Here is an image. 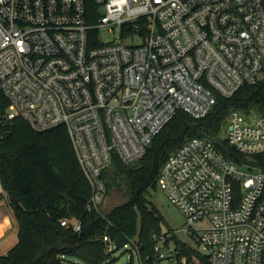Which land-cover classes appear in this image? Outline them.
<instances>
[{"label":"built area","instance_id":"built-area-1","mask_svg":"<svg viewBox=\"0 0 264 264\" xmlns=\"http://www.w3.org/2000/svg\"><path fill=\"white\" fill-rule=\"evenodd\" d=\"M262 72L264 0H0V121L64 126L91 187L88 210L101 209L113 156L138 160L177 111L203 117L217 94ZM225 138L246 157L264 155V115L230 111ZM157 182L185 217V239L153 232L141 256L135 241L104 235L110 256L97 264L119 250L136 264H264V168L241 167L194 136L167 156ZM72 259L59 264H87Z\"/></svg>","mask_w":264,"mask_h":264},{"label":"trees","instance_id":"trees-1","mask_svg":"<svg viewBox=\"0 0 264 264\" xmlns=\"http://www.w3.org/2000/svg\"><path fill=\"white\" fill-rule=\"evenodd\" d=\"M91 8L94 13L95 5ZM7 106L0 90V120ZM232 110L264 115V72L228 97L217 94L203 117L177 111L138 160L124 164L113 156L101 174L105 195L121 182L125 199L107 211L87 209L91 187L64 126L39 131L21 117L0 121V200H5L16 227V242L0 251V264H59L61 256L97 264L110 256L104 235L118 246L133 240L141 256L150 254L151 235L159 226L154 210L148 207V191L158 184L163 161L183 142L207 137L239 166L264 168V155L246 157L221 137ZM111 166L118 172L113 176L107 171ZM62 218L79 222L80 229L61 225ZM184 252L189 259L192 250L184 247Z\"/></svg>","mask_w":264,"mask_h":264},{"label":"rangeland","instance_id":"rangeland-1","mask_svg":"<svg viewBox=\"0 0 264 264\" xmlns=\"http://www.w3.org/2000/svg\"><path fill=\"white\" fill-rule=\"evenodd\" d=\"M113 34H104L102 40L109 41L113 38ZM127 44H132L131 38L126 37ZM134 42V41H133ZM227 124L223 128L221 137H225ZM110 175H114V166L107 169ZM124 189L121 182L114 184L109 192L104 195L101 202V208L105 211L124 201ZM148 207L153 209L158 221L159 232H169L174 235V238L185 239V235L181 232V227L185 225V217L182 211L173 204L165 192L157 184L155 188H150L148 191ZM3 221V222H2ZM2 222V223H1ZM16 242V227L8 206L5 200H0V251L8 249ZM76 262L78 260L72 259ZM133 262L136 264L134 253L130 250H119L114 253V260L107 264H128Z\"/></svg>","mask_w":264,"mask_h":264},{"label":"crops","instance_id":"crops-1","mask_svg":"<svg viewBox=\"0 0 264 264\" xmlns=\"http://www.w3.org/2000/svg\"><path fill=\"white\" fill-rule=\"evenodd\" d=\"M0 191H1V189H0ZM2 222H3V221H2ZM2 222H1V223H2ZM6 250H7V249H4V248H3V249L1 250V252H4V251H6Z\"/></svg>","mask_w":264,"mask_h":264},{"label":"water","instance_id":"water-1","mask_svg":"<svg viewBox=\"0 0 264 264\" xmlns=\"http://www.w3.org/2000/svg\"><path fill=\"white\" fill-rule=\"evenodd\" d=\"M102 11V8L100 9ZM234 148V146H232Z\"/></svg>","mask_w":264,"mask_h":264}]
</instances>
